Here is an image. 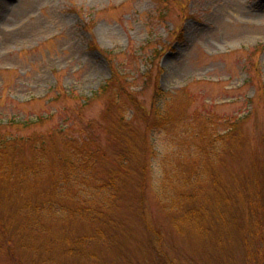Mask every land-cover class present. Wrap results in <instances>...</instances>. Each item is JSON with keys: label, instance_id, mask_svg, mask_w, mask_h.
Wrapping results in <instances>:
<instances>
[{"label": "rangeland", "instance_id": "obj_1", "mask_svg": "<svg viewBox=\"0 0 264 264\" xmlns=\"http://www.w3.org/2000/svg\"><path fill=\"white\" fill-rule=\"evenodd\" d=\"M112 74L133 92L142 108L137 115L150 110L157 90L186 89L191 113L214 122L219 133L225 125L238 130L233 145L213 141L208 164L221 188L241 187L254 156L264 161V0H0V125L26 122L32 127L22 135L45 138L70 129L80 138L102 133L116 86L96 93ZM133 123L141 135L143 122ZM155 138L154 166L170 146L164 136ZM139 184L136 177L125 185L104 218L109 226L101 224L106 242L96 243L93 255L64 257L55 246L41 264H264L261 212L255 229L246 210L234 212L237 229L225 231L226 209L211 205L220 219L206 235L178 233L156 200L155 176L143 196ZM202 186L215 201L214 185ZM74 233L90 231L79 225ZM3 252L0 264H24L17 249Z\"/></svg>", "mask_w": 264, "mask_h": 264}, {"label": "trees", "instance_id": "obj_2", "mask_svg": "<svg viewBox=\"0 0 264 264\" xmlns=\"http://www.w3.org/2000/svg\"><path fill=\"white\" fill-rule=\"evenodd\" d=\"M121 83L112 74L96 93L105 94L116 86L104 109L102 117L107 122L102 133L80 138L70 129L69 134L62 130L58 131L61 135L54 132L45 138L33 132L22 135L23 128L32 127L26 122L12 120L0 125V235L6 244L11 240L16 244L15 249L0 244V252L5 248L3 253L8 250L15 255L17 249L24 264L49 262L41 258L51 256L55 246L61 249L60 256L89 258L96 243L106 242L101 224L108 227L111 220L106 223L104 218L110 217L125 185L135 183L136 177L143 196L155 176L159 182L154 190L156 200L178 233L185 229L206 235L207 227L220 219H214L211 205L226 209L221 213L223 218L226 212L229 216L222 223L225 231L237 229L239 215L234 212L245 210L247 221L256 228L260 220L257 211L264 216V161L254 156L246 183L227 189L221 188L210 170L212 164H208L214 157L216 137L222 145H233L235 134L240 137L238 130L225 125L226 132L219 133L214 122L191 113L186 89L173 93L157 90L150 110L137 115L142 108L129 87ZM113 103L118 106L111 109ZM135 118L143 122L141 135L134 129ZM42 120L39 117L36 122ZM155 135L164 136L170 146L162 165L158 160L154 166ZM204 180L214 185L215 201L203 194ZM79 225L90 233L76 235ZM259 238L264 243L263 229ZM262 248L264 254V245Z\"/></svg>", "mask_w": 264, "mask_h": 264}]
</instances>
